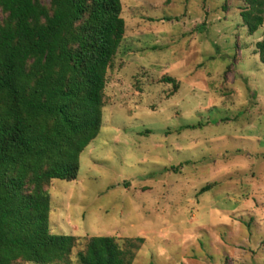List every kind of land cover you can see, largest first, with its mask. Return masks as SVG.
<instances>
[{"label":"rangeland","instance_id":"rangeland-1","mask_svg":"<svg viewBox=\"0 0 264 264\" xmlns=\"http://www.w3.org/2000/svg\"><path fill=\"white\" fill-rule=\"evenodd\" d=\"M121 4L99 134L45 187L50 234L114 237L132 264H264V27L235 0Z\"/></svg>","mask_w":264,"mask_h":264},{"label":"trees","instance_id":"trees-1","mask_svg":"<svg viewBox=\"0 0 264 264\" xmlns=\"http://www.w3.org/2000/svg\"><path fill=\"white\" fill-rule=\"evenodd\" d=\"M235 1L246 4L250 35L264 27V0ZM121 13V0H0V264H57L82 242L79 264H132L114 237L50 234L45 191L77 179L80 155L99 134ZM255 54L264 64V39Z\"/></svg>","mask_w":264,"mask_h":264}]
</instances>
